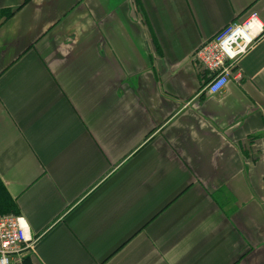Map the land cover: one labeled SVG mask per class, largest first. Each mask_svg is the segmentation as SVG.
<instances>
[{
  "label": "crops",
  "instance_id": "crops-1",
  "mask_svg": "<svg viewBox=\"0 0 264 264\" xmlns=\"http://www.w3.org/2000/svg\"><path fill=\"white\" fill-rule=\"evenodd\" d=\"M264 0H0V180L30 264H264V34L225 90L195 51Z\"/></svg>",
  "mask_w": 264,
  "mask_h": 264
},
{
  "label": "built area",
  "instance_id": "built-area-1",
  "mask_svg": "<svg viewBox=\"0 0 264 264\" xmlns=\"http://www.w3.org/2000/svg\"><path fill=\"white\" fill-rule=\"evenodd\" d=\"M264 34V21L257 12L246 19L226 24L212 38L203 42L194 58L210 73L207 92H222L233 76L235 65ZM37 238L31 235L26 218L20 214L0 215V264H18Z\"/></svg>",
  "mask_w": 264,
  "mask_h": 264
},
{
  "label": "trees",
  "instance_id": "trees-1",
  "mask_svg": "<svg viewBox=\"0 0 264 264\" xmlns=\"http://www.w3.org/2000/svg\"><path fill=\"white\" fill-rule=\"evenodd\" d=\"M9 213L17 214V211L14 208V203L9 193L5 189V186L0 180V215H5ZM24 264H30L29 256H26L24 259Z\"/></svg>",
  "mask_w": 264,
  "mask_h": 264
},
{
  "label": "rangeland",
  "instance_id": "rangeland-1",
  "mask_svg": "<svg viewBox=\"0 0 264 264\" xmlns=\"http://www.w3.org/2000/svg\"><path fill=\"white\" fill-rule=\"evenodd\" d=\"M238 21H241V20H238ZM25 259V258H24ZM24 259H22V261L20 262V263H18V264H24L25 262V260Z\"/></svg>",
  "mask_w": 264,
  "mask_h": 264
}]
</instances>
